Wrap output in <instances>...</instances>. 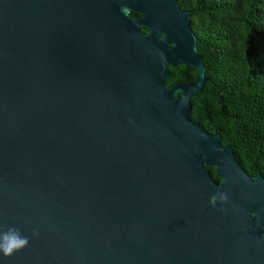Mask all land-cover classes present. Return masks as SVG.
Returning <instances> with one entry per match:
<instances>
[{"label":"water","instance_id":"95a60500","mask_svg":"<svg viewBox=\"0 0 264 264\" xmlns=\"http://www.w3.org/2000/svg\"><path fill=\"white\" fill-rule=\"evenodd\" d=\"M197 44L177 0H0V231L29 239L0 264H264V178L190 118Z\"/></svg>","mask_w":264,"mask_h":264},{"label":"trees","instance_id":"16d2710c","mask_svg":"<svg viewBox=\"0 0 264 264\" xmlns=\"http://www.w3.org/2000/svg\"><path fill=\"white\" fill-rule=\"evenodd\" d=\"M191 14L208 82L190 118L221 136L241 169L264 178V0H177ZM145 32V30H143ZM167 86L196 81L195 69H169ZM213 179L221 183L215 169Z\"/></svg>","mask_w":264,"mask_h":264},{"label":"clouds","instance_id":"9594fccd","mask_svg":"<svg viewBox=\"0 0 264 264\" xmlns=\"http://www.w3.org/2000/svg\"><path fill=\"white\" fill-rule=\"evenodd\" d=\"M221 199L226 200V195L221 194ZM28 244L29 239L18 228L10 227L6 231H0V253L4 256H12Z\"/></svg>","mask_w":264,"mask_h":264}]
</instances>
